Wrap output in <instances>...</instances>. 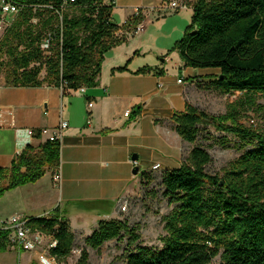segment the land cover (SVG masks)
<instances>
[{"label": "trees", "instance_id": "trees-1", "mask_svg": "<svg viewBox=\"0 0 264 264\" xmlns=\"http://www.w3.org/2000/svg\"><path fill=\"white\" fill-rule=\"evenodd\" d=\"M7 1L18 7L0 40V75L4 73V87L9 88H56L65 95L97 87L103 55L125 43L144 20L138 9L119 29L112 22L114 4L103 0ZM167 3L162 0L161 5ZM188 6L191 25L173 51L184 68L218 70L205 89L241 96L227 105L224 115L212 116L187 103L170 122L187 144L197 141L200 127L231 135L241 155L221 180L205 173L211 157L200 147L193 148L179 168L163 172L164 196L175 208L163 218L160 250L135 246L136 229L114 220L98 221L84 243L98 250L129 235V246L135 247L124 252V264H210L218 255L220 264H264V134L239 123L243 112L258 107L256 97H264V0H193ZM120 31L126 34L118 36ZM45 41L49 43L43 49ZM145 74L140 70L133 75ZM141 109L134 107L129 120ZM33 135L39 139L41 132ZM59 160L58 141L27 145L11 167L0 168V198L54 172ZM27 227L55 243L50 257L63 261L71 256L74 235L57 208L51 217L29 218ZM6 237L0 230V252ZM88 259L82 251L77 264H89Z\"/></svg>", "mask_w": 264, "mask_h": 264}, {"label": "rangeland", "instance_id": "rangeland-1", "mask_svg": "<svg viewBox=\"0 0 264 264\" xmlns=\"http://www.w3.org/2000/svg\"><path fill=\"white\" fill-rule=\"evenodd\" d=\"M160 1L119 0L118 6L112 8V22L119 29H122L124 23L133 17L134 9H141V14L146 16L147 23L142 33L128 35L125 43L110 48L103 55L99 80L101 78L107 79L113 71L115 72L119 68L126 67L131 71L134 70V73L146 70V74L154 75L164 69L167 83L161 88H156L162 93L168 92L169 94V92L183 88V86L177 84V79L181 83L187 84L191 78H194V74L198 70L189 68L185 72V68L178 65L179 57L173 51L175 44L183 38L187 28L191 25L192 8L188 7L178 11L168 8L172 2L179 3L193 0H168V3L163 6L159 4ZM149 2H152V5L146 7ZM14 16H8L3 20L4 30L9 27ZM3 34L4 31H1L0 40ZM122 35H120V32L118 33V36ZM190 70L192 71L191 73L189 72ZM44 75L45 73L42 71L40 77L43 78ZM188 76H191V78H187ZM216 77L217 75L198 78L193 84V90L188 97L192 107L212 116L224 115L227 105L241 96L240 93L224 95L219 91L205 89L208 81ZM0 86H4L3 72L0 75ZM66 99L68 100L66 106L69 111L81 108L82 102L75 99L74 95L66 96ZM70 104H72V109H69L68 105ZM256 104L258 107L241 114L239 123L244 128L255 133L264 134V97L257 96ZM133 121V119H130L128 124ZM167 126L175 137L173 126H170V124H167ZM146 133L152 138L151 140H145L141 148H139L140 157L137 163L139 173L132 179L131 171L134 166H121L122 179L120 183H117L113 196L122 197L117 199L115 203L112 202L115 207L113 212L107 217H102L101 212H105L108 205L93 203V199L100 196L99 188L104 190V184L107 185L106 183L89 181L88 177H80L83 178L80 181L61 179L60 182H55L54 173L57 169L53 172V183L49 190L46 187L47 191L43 200L47 207L43 211H39V213L47 212L49 214L46 217H51L54 209L59 207V211L64 212L66 215L64 219L74 235L71 256L63 261L55 260L54 264H77L82 251L88 253L89 264H124V252L133 249L135 246L156 250L162 248L160 239L165 236L163 218L173 211L175 205L170 204L169 200L164 196L162 174L166 170L160 168V170L153 171L150 167L154 163H158L163 167L168 159V152L164 150L166 145L162 143L165 136L163 131L149 127ZM195 147H200L208 152L211 157V163L206 167L205 173L209 176H217L219 180L223 178V173L229 164L241 155L235 137L217 132L211 127H200L197 141L194 144L185 143L182 145L179 161L172 163L169 170L176 169L181 164L186 163L190 151ZM134 155H137V153H134ZM62 165L63 163L60 159L58 171ZM108 166L111 167L110 165ZM65 167L67 168V166ZM126 187L129 188L128 192L125 193L124 189ZM52 200L55 201L53 206L50 205ZM121 204L126 206L124 212L119 211ZM17 214H20L19 210H17ZM8 216L3 217V221ZM100 220L120 221L129 228L136 229L138 240L135 246H129V235L122 234L120 238L104 243L98 250L87 247L84 240L92 234ZM51 241L46 236L36 252L27 253L25 258L28 259L25 263H23V254L25 253H19L9 243L7 237L5 248L0 253L12 251L13 256L11 255L10 257H12L13 261L10 260L9 264L11 262L13 264H43L41 258L48 259L50 257L48 246ZM7 262L6 259L0 257V264H6ZM220 262V256L218 255L210 264H220Z\"/></svg>", "mask_w": 264, "mask_h": 264}, {"label": "crops", "instance_id": "crops-1", "mask_svg": "<svg viewBox=\"0 0 264 264\" xmlns=\"http://www.w3.org/2000/svg\"><path fill=\"white\" fill-rule=\"evenodd\" d=\"M118 1L103 0L104 4L113 3L114 7L118 6ZM161 3L162 0L159 4ZM146 5L148 7L152 2ZM146 23L144 16L135 34L142 33ZM122 34L126 33L120 31V35ZM178 65L182 66L180 61ZM184 70L186 72L189 68ZM133 71L129 68L121 73L113 71L107 79L101 78L97 87L77 92L70 91L65 95L56 88L21 89L0 86V168L11 167L15 156L27 145L36 147L47 140L46 135L41 134V137L36 139L34 135H29V132L52 131L60 121H65L68 127L63 131L60 141V159L63 163L59 169L60 178L66 181H80L83 179L80 177H88L89 181L106 183L107 185L103 183L104 190L99 188L100 196L93 199V203L108 205L106 211L101 213L102 217L109 216L115 207L112 202L115 203L122 197L113 196L117 183L122 179L121 166L130 167L134 153H137L138 163L139 148L145 140L152 138L147 135L146 130L153 127L163 131L164 142L161 141L167 147L164 150L168 152V159L163 167L154 163L150 169L154 165H159L160 168L169 170L172 163L179 161L181 147L185 142L175 131L174 137L167 124L173 126L170 122L171 117L175 113L183 112L186 104H190L188 97L198 78L218 75V70H198L193 79L191 76L187 77L192 79L187 84L177 83L183 86L182 89L168 94L157 89L167 83L164 69L155 75H133ZM210 81L212 80L208 82ZM71 95L82 102L79 110L67 109L66 96ZM138 105L142 107L140 114L128 124L129 112ZM68 106L72 109V104ZM106 131L109 132L105 133ZM52 174L53 172L49 171L34 184L5 192L0 198V223L7 215H9L7 218L17 215L26 219L46 217L49 213L39 211L47 207L43 200L46 187L49 190L53 183ZM131 178L135 177L132 175ZM128 188L124 189L125 193L128 192ZM54 202L52 200L50 205L53 206ZM57 209L59 211V207ZM17 210L20 214H17ZM59 213L61 217H66L64 212ZM21 253H25L23 254L25 263L28 259L25 258L27 253L34 252ZM12 254V251H7L0 253V257L6 259L8 261L6 264H9L10 260L13 261L10 257Z\"/></svg>", "mask_w": 264, "mask_h": 264}, {"label": "built area", "instance_id": "built-area-1", "mask_svg": "<svg viewBox=\"0 0 264 264\" xmlns=\"http://www.w3.org/2000/svg\"><path fill=\"white\" fill-rule=\"evenodd\" d=\"M66 1H73V0H64ZM191 1H181L179 3L172 2L168 7L170 10L173 9L175 11L182 10L188 8V4ZM18 12V7L7 0H1L0 2V32L4 31V19L8 16L16 15ZM135 14L138 13V9L135 10ZM139 27V26H138ZM138 29V28H137ZM137 32V30H136ZM48 41H45L42 44V48L46 49L48 47ZM177 83H181L179 80ZM91 106V104H89ZM68 127L67 122L60 121L58 126L54 128L52 131H42V135H46L47 141L54 142L58 141L60 143L62 133ZM29 135H33V132H29ZM133 165L132 162H130ZM151 170L157 171L160 170L159 165L152 166ZM54 180L55 182H60V174L57 170L54 173ZM126 210V206L120 205L119 211L124 212ZM28 219L22 216H11L10 218L6 219L5 221L0 223V230L7 233V239L9 243L19 252H36L41 245L42 241L46 237V235L38 232V231H31L27 227ZM50 238V237H49ZM51 239V238H50ZM55 246V243L51 241L48 246V250ZM43 264H54L55 259L49 257L48 259L41 258Z\"/></svg>", "mask_w": 264, "mask_h": 264}, {"label": "water", "instance_id": "water-1", "mask_svg": "<svg viewBox=\"0 0 264 264\" xmlns=\"http://www.w3.org/2000/svg\"><path fill=\"white\" fill-rule=\"evenodd\" d=\"M131 159H132L131 162L134 164V167L131 171V174L135 177L139 173V167L137 166L138 157H137V155H133Z\"/></svg>", "mask_w": 264, "mask_h": 264}]
</instances>
